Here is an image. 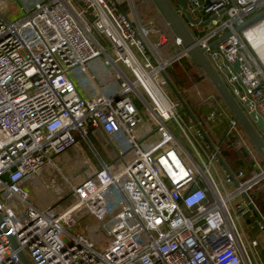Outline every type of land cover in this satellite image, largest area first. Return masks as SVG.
Wrapping results in <instances>:
<instances>
[{
  "label": "built area",
  "instance_id": "built-area-1",
  "mask_svg": "<svg viewBox=\"0 0 264 264\" xmlns=\"http://www.w3.org/2000/svg\"><path fill=\"white\" fill-rule=\"evenodd\" d=\"M186 6L197 21L180 15L196 44L249 119L255 112L264 121V71L245 31H235L264 10V0H186ZM21 10L9 19L0 4V264H23L19 251L30 264H263L254 251L260 242L246 236L241 218L255 212L264 232V214L252 198L233 201L264 181V166L215 93L196 91L209 106L202 118L185 106V91L166 74L186 57L180 40L173 37L166 48L167 32L154 19L139 22L132 0H34ZM101 55L114 69L106 83L87 68ZM85 73L79 85L75 74ZM137 100L156 122V140L146 142L151 130L140 125ZM220 124L226 128L213 141ZM91 134L104 135L115 156L100 159ZM232 136L252 157L249 176L222 157V138L233 145ZM80 140L101 166L72 184L54 157L68 155ZM46 166L75 197L64 209L60 188L44 177ZM86 217L94 221L70 229Z\"/></svg>",
  "mask_w": 264,
  "mask_h": 264
},
{
  "label": "rangeland",
  "instance_id": "rangeland-1",
  "mask_svg": "<svg viewBox=\"0 0 264 264\" xmlns=\"http://www.w3.org/2000/svg\"><path fill=\"white\" fill-rule=\"evenodd\" d=\"M34 0H0V4L5 3L8 9L7 12V18L11 19V18H16L21 16L22 10H21V5H26V3L28 2L32 4ZM138 0H132V3L135 4L137 3ZM122 8L125 10V12L129 15L132 16L131 14V10L129 8V5L127 3V1L123 2L122 4ZM179 8H181L179 6ZM183 12L185 13V11H187V6H183L182 8ZM257 13V12H255ZM186 17V15H184ZM259 24V23H257ZM255 24V25H257ZM254 25V26H255ZM93 34L95 35V37L103 44V46L106 49H109V47L111 46L109 42L102 40L101 35L94 30ZM169 46H171L170 43H168ZM251 45V44H250ZM252 47V45H251ZM254 50V49H253ZM251 53L254 55V57L256 58V60L258 61V63H260V65L262 66L263 70H264V64L262 63V61L259 59L258 55L255 54L252 50ZM183 60H185V57L180 58V62H183ZM179 62H176L175 65H178ZM180 64V63H179ZM92 67H95V70H93ZM88 68V72L92 73L94 75H96L98 77V82L100 81V79L102 78L103 81L109 82L110 80H112L114 78V69L110 66L106 65V59L105 56L101 55L99 58H96L92 61L91 65L87 66ZM178 69V68H177ZM175 69L174 71L176 72H182V69ZM185 74V73H184ZM171 75V74H170ZM99 76L101 78H99ZM75 77L77 79V83L80 85V83L82 82L83 77L84 78H88V74H75ZM172 77V75H171ZM173 78V77H172ZM185 79V78H184ZM174 81V79H173ZM182 81V80H181ZM206 84L207 89L209 90H213V88L211 87V85L209 84L208 81H204ZM99 83H102L101 81ZM184 83V81H183ZM196 91H201L202 95H207L205 94L202 89L200 88V85H196L193 86L191 88H189L188 90H185V93H182L183 90L181 89V93H182V98L184 100L185 106H188V108L190 109V111L192 112V114H196V112H194V106L198 105L199 101L201 100V96L196 94ZM210 94V93H209ZM170 97L172 99H175L176 96L174 94V92L172 91L170 94ZM137 105L139 107L142 106V104L140 103V101H136ZM208 111V110H206ZM194 114V116H195ZM197 116V114H196ZM141 117L143 122H141V126L144 128H149L151 130V134L149 136V138L146 140V142H150L153 140H156L157 137L155 135V133H153V128L156 126V122L155 120H153V118L150 116V114L148 113L147 110L144 109V107H141ZM225 124L224 127L223 125L219 126L216 128V132L217 134H220L224 131ZM223 129V130H222ZM89 139L92 143V145L94 146V148L97 150L98 155L100 157V159L104 160V161H108L111 158H113L115 156V152L111 146V144L109 143L108 139L102 135H90ZM228 142V139H225ZM208 148H210V146L208 145ZM228 145L226 143L223 144L222 147V157L225 159V161L232 166L233 169H235V163L240 161L242 159L241 156V152L238 153V149L234 146L231 147V150L227 149ZM84 152V154H82ZM69 156H66L65 159L61 158V156H55L54 157V161L57 164V166L60 168L62 176L67 177L68 181L72 184H75L81 180H83L90 171H92L93 169H96L97 167H100V159L94 154L93 150L91 149V147L89 146V144L85 141V140H80V145L77 147V149H73L68 151ZM231 153H233V156H236L235 158V162L233 164H231L230 162V158L228 155H231ZM84 158H87L86 162H82L84 160ZM250 163H252V160L250 161ZM87 164H93L94 166L90 165V168L88 167ZM62 176L59 174V172H56L55 169H53V167H49L46 166L45 168V174L44 177L46 178V180H50L53 179L56 184L58 185V187L60 188V191L58 193L59 195V204L58 207L64 209L66 207H68L72 202L75 201V197L73 194H69V185L66 184V182L64 181V179L62 178ZM42 177V175H41ZM235 187V184H233L232 186H227V189L232 191V189ZM257 191H260V188H257L256 191H249L245 196H240L234 199L233 201V205L236 206L240 201L241 198L242 199H246V198H252L254 200L255 203H257V207L260 210V212H263L262 209V205L260 203H258V197H257ZM56 207V206H54ZM258 219V215L253 212L252 214H247L245 216H243L241 218V224L244 228V230L246 231L247 235L250 238H257L259 241L262 240L264 241V232L259 231L258 227L256 225V221ZM93 218L91 217H86V218H81L79 224L74 227V228H70L73 232L75 231H82V226H84L85 224L89 223V222H93ZM81 223V224H80ZM102 249V247H100Z\"/></svg>",
  "mask_w": 264,
  "mask_h": 264
},
{
  "label": "water",
  "instance_id": "water-1",
  "mask_svg": "<svg viewBox=\"0 0 264 264\" xmlns=\"http://www.w3.org/2000/svg\"><path fill=\"white\" fill-rule=\"evenodd\" d=\"M151 2L163 21L166 23L169 30L172 32L173 36L180 40V45L185 55L195 66L201 68L205 72L210 83L213 85L214 89L233 115V118L238 122L239 126L242 128L249 141L264 161V121L255 112L251 113V117L254 122L249 119L242 107L230 93L216 69L206 57L204 49L196 44L186 22L180 15V11L183 10V6L186 5V0H151ZM176 3L181 7L180 9L176 8ZM184 15H186V19L190 22L197 21L191 18L188 11H185ZM262 19H264V10L251 16L244 23L235 27V31L243 32L245 29ZM208 22L209 20H206L203 24H208ZM229 34L230 32L223 34L218 39L212 41L210 45L212 47L215 46L218 42L223 41ZM213 51H215V49ZM234 66L238 68L239 63L235 62ZM185 110H187V108H185ZM10 241L12 246L16 248V242L13 237L10 238ZM18 256L23 264H30L29 260L21 251L18 252Z\"/></svg>",
  "mask_w": 264,
  "mask_h": 264
},
{
  "label": "trees",
  "instance_id": "trees-1",
  "mask_svg": "<svg viewBox=\"0 0 264 264\" xmlns=\"http://www.w3.org/2000/svg\"><path fill=\"white\" fill-rule=\"evenodd\" d=\"M146 3H148L149 8L150 7L153 8V10H154L153 15H155L154 16L155 19L159 22V25L167 32L168 36L170 37L169 41L171 43L172 42L171 40L174 37L172 32L169 30V28L167 27L166 23L163 21V19L161 18V16L157 12V10H155V7L153 6L151 0H147ZM177 62H179L180 64L178 63V65H175L176 62H174L172 67L167 69V72H166L168 79L172 80L171 81L172 85L176 89H178V90L182 89L183 91H185V90H188L189 88H191L193 86L198 85V83L200 81L207 80L209 82V84L211 85V87L213 88L214 93L217 95L218 99L223 102V100L221 99L219 94L214 89L213 85L210 83L205 72L201 68L195 66L193 64V62L187 57H185V60H183V62H180V61H177ZM259 65H260V63H259ZM260 67L262 68L261 65H260ZM177 68L182 69V72H177V71L175 72L174 70ZM170 74L172 75L173 78L171 77ZM173 79H174V81H173ZM183 81H184V83H183ZM198 103H199L198 105L194 106V112H196L197 116L195 113L194 114H195L196 118H202L205 111L209 110V106H208V103L205 99L200 100ZM239 131L246 138L249 145L253 148L255 158H257V160L264 166V161L262 160V158L260 157L258 152L255 150L252 143L249 141L248 137L246 136V134L244 133V131L242 130V128L240 126H239ZM225 139H227V138H222L223 144L226 143L228 145L227 149L231 150V147L234 146L238 149V153L241 152L240 154L242 156V159L235 163V170L242 168L245 170L246 176H249L250 171L248 170L249 169L248 167H249L250 161L252 160V157L246 153L243 146H239L240 144L238 145L239 140H238L237 136H232L231 138H229L230 141L233 143V145H231L230 142H227ZM218 140H220V139L218 138L217 141ZM222 147H223V145H222ZM228 156L230 158L231 164H233L235 162L236 156H233V153H231V155H228ZM257 188H260V191L256 192L257 197H258V203H260L262 205V209L264 212V181H261L259 184H257L251 191H256Z\"/></svg>",
  "mask_w": 264,
  "mask_h": 264
},
{
  "label": "crops",
  "instance_id": "crops-1",
  "mask_svg": "<svg viewBox=\"0 0 264 264\" xmlns=\"http://www.w3.org/2000/svg\"><path fill=\"white\" fill-rule=\"evenodd\" d=\"M146 1L147 0H138L137 1V3L135 4V18L139 21V22H144V21H146V20H148V19H154L158 24H159V22L155 19V15H153V8H149V6H148V3H146ZM156 10V9H155ZM131 18H133L132 16H131ZM169 39H170V37H169ZM172 41V40H171ZM168 43H170V41L168 42ZM172 43V42H171ZM170 43V44H171ZM166 48H171L168 44H167V46H166ZM91 65V64H90ZM93 68V70H95V67H92ZM99 78H101L100 76H99ZM100 81L102 82V83H105L104 81H103V79L101 78L100 79ZM99 81V82H100ZM205 80H202V81H200L199 83H198V85H200V88L202 89V91L205 93V94H212V93H214V90H209V89H207V87H206V84H204L205 82H204ZM207 81V80H206ZM80 90L83 92V93H85V91H84V88L82 89L81 87H80ZM205 112H207V111H205ZM192 113V112H191ZM221 125H223V127H224V124H220L219 126H221ZM219 126H217V127H219ZM216 127V128H217ZM216 128H214L213 129V137H212V139H213V141H215V140H217L218 138H220V136H221V134L222 133H220V134H217V132H216ZM224 129V128H223ZM222 129V130H223ZM217 138V139H216ZM70 155V154H69ZM69 155H65L63 158L65 159V157L66 156H69ZM28 186H29V184H28ZM30 189H33V188H30ZM245 232V234H246V236L247 237H249L248 235H247V233H246V231H244ZM259 241V240H258ZM260 242V244H259V246L258 247H256L255 249H254V251L257 253V256H256V260H259V261H261L263 264H264V241H262V240H260L259 241Z\"/></svg>",
  "mask_w": 264,
  "mask_h": 264
},
{
  "label": "bare ground",
  "instance_id": "bare-ground-1",
  "mask_svg": "<svg viewBox=\"0 0 264 264\" xmlns=\"http://www.w3.org/2000/svg\"><path fill=\"white\" fill-rule=\"evenodd\" d=\"M254 25L245 29L244 35L252 45V48L258 55L259 59L264 64V21L255 26Z\"/></svg>",
  "mask_w": 264,
  "mask_h": 264
}]
</instances>
